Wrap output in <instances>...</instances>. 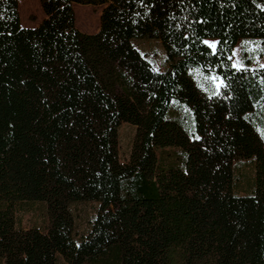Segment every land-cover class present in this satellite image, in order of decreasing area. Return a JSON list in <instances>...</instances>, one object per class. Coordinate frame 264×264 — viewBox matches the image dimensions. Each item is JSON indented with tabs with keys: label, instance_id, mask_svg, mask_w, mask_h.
<instances>
[{
	"label": "trees",
	"instance_id": "obj_1",
	"mask_svg": "<svg viewBox=\"0 0 264 264\" xmlns=\"http://www.w3.org/2000/svg\"><path fill=\"white\" fill-rule=\"evenodd\" d=\"M18 2L0 0V264H264V66L236 68L225 48L264 39V0H39L34 27ZM73 3L102 6L96 32ZM132 39L159 40L166 68ZM196 67L220 88L202 91ZM122 119L136 125L125 161ZM240 160L255 165L244 193ZM32 202L43 224L22 228ZM76 202L97 205L80 235Z\"/></svg>",
	"mask_w": 264,
	"mask_h": 264
},
{
	"label": "rangeland",
	"instance_id": "obj_2",
	"mask_svg": "<svg viewBox=\"0 0 264 264\" xmlns=\"http://www.w3.org/2000/svg\"><path fill=\"white\" fill-rule=\"evenodd\" d=\"M18 1V0H17ZM39 0H19L18 11L22 26L34 27L45 17ZM37 3V4H36ZM39 3V4H38ZM74 10L75 27L82 32H96L100 25V12L102 6L85 4H72ZM205 42L215 50L218 41L213 38ZM131 47L149 65L150 68L163 70L167 66L164 48L159 40L155 39H132ZM228 49L227 62L236 68H258L264 66V39L242 38L225 47ZM190 74L198 87L204 92H213L222 85L220 76L214 73L203 72L198 67L192 68ZM264 113V108H263ZM259 132L264 138V115L259 125ZM136 130L135 123L122 119L118 129L119 158L121 161L128 159L132 141ZM255 165L253 160H240L235 163V174L239 177V185L236 190L244 193L249 190L254 179ZM94 202H76L71 206L75 220V228L78 235L84 233L90 225L96 212ZM43 207L37 202L23 203L17 207L15 218L17 225L22 228L41 226L43 224ZM56 264H67L58 257Z\"/></svg>",
	"mask_w": 264,
	"mask_h": 264
}]
</instances>
